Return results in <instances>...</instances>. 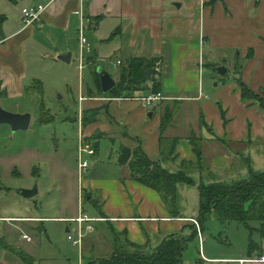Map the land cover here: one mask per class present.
I'll return each mask as SVG.
<instances>
[{
	"label": "rangeland",
	"instance_id": "1",
	"mask_svg": "<svg viewBox=\"0 0 264 264\" xmlns=\"http://www.w3.org/2000/svg\"><path fill=\"white\" fill-rule=\"evenodd\" d=\"M30 3L24 1L21 4H35ZM6 6H15V4L9 0H0V8L6 9ZM21 7L19 8L21 9ZM116 25L115 21H104L97 29H86L85 35L89 43V51L85 50L84 59L81 61L84 68L80 66L79 35L73 36L72 40L68 42L70 50L67 52H63L65 44L60 48H55L54 45L51 46L50 41L46 44L50 49L49 54L46 56L43 54L34 61L37 74L44 78L42 94L32 91L23 100H18L17 104L14 102L12 107L8 106L6 101L0 100L2 108L7 106L27 110V112L14 113H29L31 115V122L27 130L13 132L8 125H0V217L15 218L13 221H2L1 223L0 264H25L18 255L20 252L33 256L36 264H87L88 261L112 253L113 234L118 231H113L114 225L111 226L106 221L93 222L94 230L85 235L81 248L74 244L68 236L76 238L77 223L70 219L77 217L79 213L87 214L93 218H98L101 215L99 210L102 203L95 206L96 194L82 189V185L86 187V180L93 183L92 181L96 179L108 180L117 176L121 178V165L117 163L119 140L117 138L106 139L101 130H108L110 126L125 128L128 123L136 124L134 117L126 116L124 119H120L126 114L128 105H135L134 102L123 103V106L120 107L123 112H120L121 116L118 118L105 119L101 117L97 121L98 123L94 124L93 122L99 116V108H85L87 102L83 103L80 100L81 95L86 101L103 97L109 99L136 98L138 99L136 104H140L142 101L139 98L152 93L150 92L151 87L147 84L132 85L129 90L124 89L126 86L124 84L122 87L124 90L117 88L113 93L108 92L105 95L99 93L96 80L99 68H105L116 83L119 80L120 69L116 63L118 44L117 41H111ZM123 41H126L125 37H123ZM63 53L72 55L70 62L59 59ZM241 53L244 54L240 48L234 49L228 46L213 51L212 55L205 56L201 74L203 96L212 104L215 102L217 104L220 101L229 103L230 94L234 93L233 84L237 83L238 77L242 78L245 83L247 80L249 86L261 85L262 79H264V63H261L260 58L251 62L249 58L242 57ZM258 56H262V53H258ZM118 57L124 59L122 63H125L128 57L134 56L129 52L127 55ZM160 61L161 63L157 64L159 73L154 76L155 79L167 76L170 72L168 63L163 64L161 59ZM219 66L226 68V74H220L217 69ZM257 89L259 90L253 91L258 97L250 98L247 102L260 106V102L264 99V93L260 91L262 87L259 86ZM175 98L177 101H174L173 96L160 100L159 103L155 102L148 108V112L155 113V118L152 119V115L150 119L149 113L146 118L154 123L157 121L159 113L164 114L167 106L174 109L176 108L174 105L176 106L179 102L181 105L177 110L178 114L172 119L171 126L167 129L170 135L179 140L181 138L189 139L193 135L201 137L198 120L193 122V119L198 117V101L186 98L181 100L180 96H175ZM231 104L233 103L231 102ZM140 110L143 109L136 106L134 110L130 111L141 112ZM146 110L144 109V111ZM229 113L234 115L233 127L241 131L244 126L243 113ZM209 114L217 123L218 112L213 109V112H209ZM83 116H87L89 120L85 127L91 125L89 127L93 128L96 125L99 128L95 127L97 130L93 131L91 135L83 133L79 137L84 127L82 125ZM104 116L107 115L104 114ZM91 119L94 121H90ZM249 119L251 120L252 117L250 116ZM121 120L123 122L120 124ZM202 131H206L205 128H202ZM213 131L218 135L219 130L215 126H213ZM224 139L226 142L222 138L215 137L213 143L203 144L202 167H199L196 161L191 162L186 159L176 163L177 156L174 155L164 162L166 168L175 172L184 168L192 177L194 176L196 182L200 181L198 174L202 175L204 181L232 182L249 175L246 157H250V159L252 158V169L264 171V139L248 142H234L227 137ZM81 142L84 147L90 146L97 151V157H95L97 164L91 163V167L82 171L78 161ZM225 155H229L230 160L223 159ZM236 156L242 157L234 158ZM222 159L223 161H221ZM226 161H229L227 165ZM219 163L225 164V167H216ZM34 187L38 188V193L35 196L27 198L21 194L22 189ZM179 189L183 196L181 205L185 208L184 214L190 216L197 209V189L194 186L183 184L179 185ZM33 217L44 218L36 221L25 219ZM42 220L44 221L42 222ZM67 228L70 229V232L67 231ZM199 228L203 230L200 224L192 223L187 234L196 231L199 234ZM24 233L29 236L30 240L22 237ZM203 233L206 236L204 244L208 256L224 252L226 257L242 256L259 259L258 251H249L250 239L261 245L264 253V240L259 233L250 236L248 229L236 222L223 226L212 215L205 223ZM160 241L159 237L156 239L153 237L150 239V244L155 246ZM151 249L148 248V250ZM200 259L197 238L189 242L184 253V264H200ZM260 259L263 260L249 261L245 264H264V257Z\"/></svg>",
	"mask_w": 264,
	"mask_h": 264
},
{
	"label": "crops",
	"instance_id": "2",
	"mask_svg": "<svg viewBox=\"0 0 264 264\" xmlns=\"http://www.w3.org/2000/svg\"><path fill=\"white\" fill-rule=\"evenodd\" d=\"M9 1L15 6H6V9L0 8V13L6 15L0 31V100L6 101L8 106L12 107L14 102L17 104L18 100H23L32 91L39 92V89L35 88V84H38V81L43 83L44 78L37 74L34 61L43 54L45 56L49 54L50 49L47 47V43L51 41V46L54 45L55 48H60L65 44L63 52H67L70 50L68 42L72 40L73 36L79 35L82 17L86 21V29H97L104 21H115L116 26L120 27V30L111 38V41H117L118 44L116 63L124 60L118 56L127 55L129 52L133 53L134 57H160L163 64L168 63L170 72L163 79V94L167 99L173 96L174 99H177L175 96H180L181 100L186 98L198 101V117L194 118L193 122L195 120L199 122L197 124L204 140L203 144L213 143L215 137L222 139L227 137L234 142L264 139V110L258 104L243 101L236 82L233 84L234 93L230 94L229 103L220 101L219 105L218 102L212 104L203 96V81L201 80L205 56L212 55L213 51L228 46L234 49L240 48L244 52V54L241 53V56L249 58L251 62L260 58L261 63H264V0ZM24 1L31 2L30 4H47L40 20L34 24H26L24 21L22 9L29 6V4L22 5L21 3ZM123 37L126 38L125 42ZM78 41L80 43V38ZM258 53H262V56H258ZM163 64L161 65L163 66ZM118 65L120 66V64ZM115 67L117 68L116 65ZM262 80L261 85L250 87L257 91L260 86L264 90V79ZM80 99L83 103L87 102L85 108H99V116L93 122L94 124L98 123L97 121L101 117L105 119L118 118L121 116L120 112H123L120 108L123 103L134 102L135 105H128L126 114L120 119H124L126 116L134 117L136 124L128 123L125 128L110 126L108 130L101 131L106 139L117 138L120 145L123 144L131 148L140 144L152 160L160 159L161 113L158 114L157 121L151 123V120L146 118L150 106H145L142 102L136 104L138 102L136 98L109 99L103 97L86 101L81 95ZM159 102L161 101L156 103ZM136 106L143 110L131 112L130 110H134ZM219 106L225 111L226 122ZM11 107L4 106L5 109L13 112H27V110ZM144 109L147 110L144 111ZM213 109L218 112L217 123L213 120V116H209V112H213ZM229 112L243 113L244 126L241 131L233 127L234 115H230ZM201 113L204 114L205 125L203 126H200ZM154 118L155 113L153 112L152 119ZM122 122L121 120L120 124ZM83 126L79 137L83 133L91 135L93 131L97 130L95 129L96 125L93 128L89 127L91 125ZM213 126L219 130V136L213 131ZM202 128H205L206 131H202ZM165 135L173 137L168 130ZM247 137L250 139L247 140ZM98 142L100 141L98 140ZM255 151L257 152V149ZM174 155L178 159H176V163L184 159L191 162L196 161L188 138L179 140ZM95 157H97V151L91 157L92 163L97 164ZM224 158L230 160L229 155H225ZM228 162H225L226 165ZM163 166L166 168L164 162ZM216 167H225V164L219 163ZM246 167L249 168L248 164ZM120 171L121 178L117 176L108 180L96 179L92 181L93 183L86 180V187L82 185V189L85 191L96 194L95 206L102 203L99 210L100 217L105 218L104 221L110 223L111 226L114 225L112 230L118 232L127 230L129 239L138 244L145 243L147 238L154 237L156 239L159 237L162 240L170 234L189 233L198 214V205L192 215H185V208L181 205L183 196L179 189L182 213L181 217H173L158 191L133 179L127 165L121 166ZM198 175L201 181L202 175ZM42 218L44 217L25 219L36 221ZM201 233L205 241L206 236L203 230ZM197 238L201 257L200 264H245L249 261L263 260L260 258L264 257V253L259 256V259L242 256L226 257L224 252H218V256L214 254L208 256L204 242L201 246L198 235L195 239ZM241 260L244 261L241 262Z\"/></svg>",
	"mask_w": 264,
	"mask_h": 264
},
{
	"label": "trees",
	"instance_id": "3",
	"mask_svg": "<svg viewBox=\"0 0 264 264\" xmlns=\"http://www.w3.org/2000/svg\"><path fill=\"white\" fill-rule=\"evenodd\" d=\"M6 15L0 13V31ZM120 27H117L113 34L117 33ZM160 57L136 56L126 59L125 63H120L119 80L115 87L109 92H115L125 86V90L131 89L132 85L141 86L147 84L150 86V92L163 93V79L166 76L155 79L154 76L159 73L157 64L160 63ZM122 64V65H121ZM154 68V72L148 80L146 71ZM98 91L102 92L98 74L96 75ZM35 84L42 94L43 87L40 81ZM237 84L240 88L241 98L247 101L250 98H257L253 89L244 82L240 77L237 78ZM123 89V88H122ZM123 89V90H124ZM264 93V90H260ZM167 97L164 98V100ZM177 101V99H174ZM176 103V102H175ZM220 105V102H218ZM180 103L174 109L167 106L161 117V135H160V159L152 160L139 144L131 148L126 145L119 146V155L117 162L119 165H127L130 169L133 179L147 185L158 191L166 205L169 207L173 217H181V207L179 205L181 195L179 185L196 186L198 190V214L196 220L204 230L205 223L215 216L223 226L236 222L244 225L252 236L259 233L264 240V171H255L251 167L250 157H246L249 167V175L232 182L223 181H204L203 179L196 182L194 178L185 169L178 172L169 170L163 166V162L174 156L175 149L179 139L165 135L166 130L171 126V121L178 114ZM220 107L223 119L226 122L225 111ZM260 107L264 110V99L260 102ZM87 116L82 117V124H88ZM94 121V120H90ZM205 125L204 114L200 115V126ZM226 142L225 139H223ZM189 142L192 145L193 152L196 156V162L202 167L203 157V138L191 136ZM44 220H42L43 222ZM114 231V230H113ZM198 235L197 231L192 234L174 233L170 234L160 241L158 245H151L150 239L147 238L143 244L131 241L128 237L127 230L123 232H114L112 240V253L88 261L87 264H183L184 253L189 242L193 241ZM250 252L258 251L263 254L261 245L250 239ZM148 248H152L148 250ZM19 257L25 264H36V260L28 253L20 252Z\"/></svg>",
	"mask_w": 264,
	"mask_h": 264
},
{
	"label": "built area",
	"instance_id": "4",
	"mask_svg": "<svg viewBox=\"0 0 264 264\" xmlns=\"http://www.w3.org/2000/svg\"><path fill=\"white\" fill-rule=\"evenodd\" d=\"M47 4L46 3H36L33 5L26 6L22 9L23 18L26 24H34L35 22L39 21L41 18L42 13L46 10ZM85 19L82 17V22L79 29V35H80V45H81V61L84 57V51L87 49L89 51V43L85 35ZM80 61L81 68L84 67V64ZM121 61H118V64H120ZM165 98L163 93H151L143 96L140 100L142 101L143 105L145 106H152L155 102L163 100ZM83 99V98H81ZM80 99V100H81ZM95 155V149L90 148V146L84 147L83 143L81 142L79 147V168L80 170H85L90 167L92 160L91 157ZM105 218H93L91 216H88L87 214L79 213V215L73 219H70V221L76 222V238H73L71 235L68 236L70 240H73L74 244L78 245L80 248L83 245V240L86 234L92 232L94 230L93 222L96 221H104ZM2 221H13L12 218H1L0 217V227ZM196 224H199L198 221L194 220ZM70 232V229L68 230ZM199 238H200V245L202 246V243L204 242V237L202 236L201 230L199 228L198 230ZM22 237L25 239L30 240L29 236H27L25 233L22 234ZM244 260H241V262Z\"/></svg>",
	"mask_w": 264,
	"mask_h": 264
},
{
	"label": "water",
	"instance_id": "5",
	"mask_svg": "<svg viewBox=\"0 0 264 264\" xmlns=\"http://www.w3.org/2000/svg\"><path fill=\"white\" fill-rule=\"evenodd\" d=\"M59 59L70 62L71 61V54L62 55ZM220 74H226L227 70L224 66L217 67ZM154 72V68H150L146 71V76L148 80L151 78V75ZM98 77L100 80L101 88L103 93L109 92L113 87L116 85L115 79L112 75L105 69L99 68L98 70ZM153 112H149V116L151 117ZM31 122V115L29 113H14L8 111L0 106V124H8L13 132L18 130H27L29 128ZM38 193V188L34 187L32 189H22L21 194L24 197L30 198L35 196ZM68 231V229H67Z\"/></svg>",
	"mask_w": 264,
	"mask_h": 264
},
{
	"label": "bare ground",
	"instance_id": "6",
	"mask_svg": "<svg viewBox=\"0 0 264 264\" xmlns=\"http://www.w3.org/2000/svg\"><path fill=\"white\" fill-rule=\"evenodd\" d=\"M85 28H86V21H85ZM79 38H80V36H79ZM84 52H85V51H84ZM80 56H81V55H80ZM83 59H84V57H83ZM83 59H82V60H83ZM68 230H69V228H68Z\"/></svg>",
	"mask_w": 264,
	"mask_h": 264
}]
</instances>
